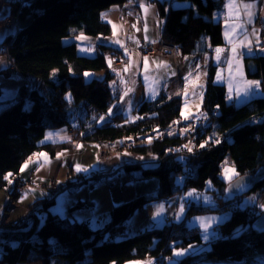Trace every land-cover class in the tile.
<instances>
[{"label": "trees", "instance_id": "1", "mask_svg": "<svg viewBox=\"0 0 264 264\" xmlns=\"http://www.w3.org/2000/svg\"><path fill=\"white\" fill-rule=\"evenodd\" d=\"M126 1L26 0L21 6L18 23L30 19L27 23L22 22L14 34L7 35L0 47L7 48V56L19 76L38 79L47 87L48 93L44 96L33 86L21 85L14 97L0 99V104H4L0 110V190L8 186L4 177L9 173L18 174L32 154L45 152L53 157L60 150L74 146L72 142L40 143L46 130L68 125L72 107L83 102L96 113H101L106 112L116 99L108 85L113 74L105 59L98 55L92 58L79 56L73 43L63 41L78 34L107 36L110 27L101 20L100 13L112 5L122 6ZM186 1L190 2L188 7L178 8H166L165 1H156L158 14L164 18L161 41L174 45L181 54H190L202 37H207L211 46L221 45L222 25L211 19L213 12L221 7L222 0ZM8 4L10 14L14 15L18 1ZM100 48L116 51L107 46ZM254 69L247 70L248 76L261 78L264 86L263 57L257 59ZM102 70L106 71L102 79L84 81V72ZM212 76L210 62L202 98L205 112L202 128L205 131L201 137L214 132L221 137L217 144L211 143L188 158L168 153L170 147L183 141L171 133L172 123L179 118L181 99L164 94L153 100L140 101L135 107L139 116L135 122L128 123L121 113H116L106 122L83 128L82 135L78 136L79 142L120 145L125 138L142 136L144 140L134 144L132 151L156 157L157 164L149 168L131 165L125 170L135 179L156 177V193L139 195L113 206L110 220L96 228H91L86 220H70L48 211L53 200H38L42 201L46 213L42 221L33 220L27 225L13 223L0 229V264H22L29 259L32 250L40 257L41 264H123L148 256L155 258V264H165L173 248L201 244L199 230L188 227L186 222L191 216L208 212L230 213L217 226L220 236L211 242L209 251L185 256L179 264L207 258L239 261L248 252L264 245V233H256L251 228L252 221L260 213H250L247 208L239 207L241 197L222 202L227 182L220 176L226 155H229L237 176L254 174L258 168H264V97L236 106L226 101L224 88L214 84ZM67 93L70 99H67ZM25 100L30 104L28 109L24 108ZM148 132L162 133V137L146 142ZM177 177L183 178L181 184L176 182ZM78 178L80 180L76 183L79 186L99 177L91 172L87 179L83 174ZM208 182L210 191L216 192L213 206L190 202L179 221L169 220L130 236L107 240L109 229L121 225L137 208L187 188L202 191ZM256 190H264V180L256 184ZM18 196L15 185L9 197L16 200ZM77 206L81 203L75 202L70 208ZM239 227L243 229L235 234Z\"/></svg>", "mask_w": 264, "mask_h": 264}, {"label": "crops", "instance_id": "2", "mask_svg": "<svg viewBox=\"0 0 264 264\" xmlns=\"http://www.w3.org/2000/svg\"><path fill=\"white\" fill-rule=\"evenodd\" d=\"M10 1L13 0H1L0 42L7 35L14 34L16 32L14 31L12 24L11 26L6 24V21H9L11 18L8 4ZM156 1H165L167 4L166 8L188 7L184 6L186 5L184 1L180 2L176 0H127L122 6L112 5L100 13L101 20L108 23L110 27V33L107 36H86L84 34H78L74 37H68L63 41L65 44L73 43L75 45L76 53L79 56L90 58L95 57L97 56L96 47L107 46L113 48L116 51H122L127 57L128 64L125 68L128 70L125 71V69H123L120 72L112 73L113 77L108 82L109 88L115 95L116 99L111 103L106 112L97 113L98 117L95 118V122L97 121L96 125L106 122L112 115L116 113H121L128 122H135L137 121L135 117L132 116L130 118V115H132V109H134L140 101L153 100L160 94H164L168 97L175 96L181 99L179 112L180 121L193 123L199 119L205 120V112L202 109V98L205 85L207 83L208 66L210 62L213 66V83L224 88L227 102H231L236 106H240L253 98L264 97V86L261 78H253L247 74V70H255L254 68L259 57L264 58V34L260 35L259 28L255 24L257 20L261 21L264 19V0H234V2L237 4L251 3L255 5V7L251 10L253 12L251 23L247 22L248 17L244 15V10L242 8L237 12H234L233 9L226 8V0H222L221 7L213 12L211 19L213 22H220L222 25L223 42L219 46H211L208 38L202 37L190 54H181L178 50H175L172 53H155L149 55L142 53L139 49L140 46L161 40V33L164 26V18H161L158 14ZM141 5H144L145 7L142 8ZM226 30L228 31L227 39L225 37ZM229 40H231L232 43H229ZM217 48L222 50L219 54V58H217ZM145 58H147V64L145 62ZM161 62H163V64ZM164 64H166L167 67H164ZM5 67V63L0 62V72H2ZM105 73L106 71L104 70L95 71L92 73L89 72L88 76L92 77V79H102ZM217 73L220 74L219 78ZM189 74L191 75L189 76ZM185 77H189V79L185 81ZM23 79V77L16 76L12 78L11 76L5 77L0 74L1 99L14 97L18 88L21 85H24ZM28 80L31 82L29 83L32 84L33 87L37 89L42 88L44 91V96L47 95L48 90L43 87L38 79L33 78V80H31L29 78ZM251 81L258 82L259 86L249 87L248 82ZM245 89H249L247 94H244ZM126 92L128 94L124 95ZM237 92L242 93V95L238 97L236 95ZM230 96L231 99L229 98ZM77 107L81 109L80 111L77 110L78 117L74 119L71 112ZM88 107L89 106L83 102L78 106L73 107L70 111L69 123H72L74 120L80 124V127L90 126L92 122H88L87 120V117H89L90 114L86 115L83 113L84 111H87L86 109ZM110 108L112 109L111 114H109ZM67 128L68 126H64L58 129L46 130L40 143H64L70 140V135L67 132ZM39 153L41 152L32 154L27 160L35 156L40 158L41 156L38 155ZM139 158L144 160L147 158L149 159L147 155L139 153H136L133 157L118 155V153L108 155L106 159L101 158L105 159L102 161L101 168L99 170L95 169L92 172H95L99 179L103 177L113 178L115 176H123L125 178L127 177L125 181H127L129 178L131 180H137L130 172H126L125 167L131 166L133 164L131 163V160H134V162H139ZM120 164L125 165L123 169L121 168L116 170L112 173V175H106L107 171L114 169ZM149 167L150 166H144L142 168ZM236 176L237 175H233L230 180H222L229 183L234 178H236ZM87 178L89 177H86V179ZM125 181L122 182V188L125 187ZM25 182L26 181H21L18 179L15 182V185L18 188L20 183ZM29 185L33 186V184L30 183ZM90 187L92 188L91 182L88 188ZM156 190L145 194H141L140 192L135 191V189L134 191H126V195L122 192L124 199L123 202L131 200L132 198L139 195L155 194ZM0 192H2V190H0ZM90 194L91 193L89 191L86 197L80 196L76 200V202L81 203V206L77 207L88 208L86 210L89 212V214H87L86 218L83 216L84 218L81 220L88 221L89 225H91L93 221L95 227H101V225H104L108 220V214L106 219L102 220L101 222H99L98 218L94 219L90 216L92 213L96 214L95 206L97 204L90 199ZM48 198L50 197H46L41 200H53V203H55L56 199L54 197L50 199ZM180 200V198L176 200V211H179V213L180 207L178 208V205L181 203ZM37 201L38 199L30 203L28 206L34 204ZM87 202H90L89 206L86 205ZM244 202L245 204L241 203L242 207L253 209L254 213L261 214L264 211V191H252L251 193L247 194ZM12 203L13 202L6 196L0 195V216H2L3 223L6 226L12 225L14 223L13 221H9V212L13 208ZM201 203L203 205L202 201ZM214 204L215 199H213V202L208 203L209 206H213ZM116 205H119L117 199H111V201L108 202L106 211L109 213V218L110 209ZM188 205L189 204H187L185 207ZM28 206L24 210V215ZM148 206L150 207V204L146 205V210L149 208ZM81 210L84 209L81 208L79 210H74V208H70L69 206L68 211L65 212L63 214L64 216L61 217H67L70 220H76V217H78L77 212ZM48 211L56 213L60 216L58 212L59 210H57V208L56 210H51L48 208ZM184 213L181 218L184 216ZM229 214V212H208L207 214L194 215L187 219V226L200 230L201 234V244L197 246L191 245V247L187 246L190 252L189 255L195 256L209 251L211 242L220 236L216 230L217 226L227 219ZM210 217L217 218L216 221L212 222L208 227V233H215V237L209 235V239L205 240L203 238L205 233L202 230L198 218H205V220H207V218ZM221 218L224 219L221 220ZM154 219L155 218H152V216L144 214L141 210L136 213L133 212L132 216L129 219L127 218V220L122 223L124 228V236H130L152 226H159L163 224V222L160 224H153ZM163 219L164 218L161 217L159 222L164 221ZM175 219H177V217ZM155 220L157 221V219ZM242 229L243 227H239L234 231V233L237 234ZM180 260L178 263H180Z\"/></svg>", "mask_w": 264, "mask_h": 264}, {"label": "rangeland", "instance_id": "3", "mask_svg": "<svg viewBox=\"0 0 264 264\" xmlns=\"http://www.w3.org/2000/svg\"><path fill=\"white\" fill-rule=\"evenodd\" d=\"M180 2H183V1H180ZM184 3L186 4L184 6L190 5L189 1L184 0ZM10 17H11L10 20L6 21L7 23L6 22L5 23L8 24V26H11L12 24L14 27V31H17V28L20 26V24L27 23V21L30 19L29 17L28 19H25L24 21H21L18 23V19L13 18L12 15ZM159 41L151 43V44H143L142 46H140L139 49L142 53H145V50L143 49L144 46H157ZM5 48H6L5 46L0 47V62L5 63L6 65L5 69L2 72H0V74H2L5 77H9V76H11L12 78L16 76L21 77L17 74L8 56L4 53ZM101 50L103 51L104 49H101ZM104 51L103 53L105 54H108L107 52H109V50H104ZM111 52H116V51H111ZM99 53L100 52L98 48L96 47V54L98 55ZM156 53H163V52H156ZM149 55H152V54H149ZM127 64H128V61H127ZM127 64L117 72H120L123 69H125ZM107 67L109 68L108 65ZM89 72L92 73V71H86L83 73L84 81H89L92 79V77L85 75V73L88 74ZM28 79L27 78L23 79L24 85L27 88L32 86V84H30L31 82ZM30 79L33 80V78L31 77ZM43 87L47 90L46 86L43 85ZM38 90L41 94L44 93L42 88ZM70 97H71L70 94L67 93V99H70ZM1 98L2 96L0 97V99ZM23 105L25 109H28L30 106L27 100L24 101ZM86 105L88 104L86 103ZM88 106L91 107L90 105ZM2 108H4V104H0V110ZM78 108L79 107H77L75 110L71 109L72 110L71 113L74 119L78 117L77 110L80 111L81 109V108L79 109ZM88 108L86 109L87 111H84L83 113H85L86 115L90 114L89 117H87L88 122H92L90 126L96 125L97 121L95 122V118L98 117L97 113L92 107L89 109ZM132 116L135 117L137 120L139 119V116H137V114L135 113V108L132 109V115H130V118ZM126 122L128 121L126 120ZM181 122H184V121H180L179 118L174 120V122L171 125V133L177 132V127L179 126V123ZM186 123H189V122H186ZM67 126H68L67 132L70 135V140L66 142H72L74 146L60 150L53 157L48 156L45 152H41V153L46 154V157L37 158L35 156L27 160L26 162L22 164V166L27 164V167L24 168L23 171H21V167H22L21 166L18 174L10 176L8 178V181H11V183H9V185L7 186L5 190H2V192H0V195L6 196L8 199H10L13 202L12 203L13 208L9 212V221H13L14 224L18 223L19 221L23 219V217L25 216L24 215L25 208L33 201H36V199L41 200L46 197H50V198L54 197L56 199L55 203L50 205L48 208H50L51 210H56L57 208V210H59L58 212L60 216H64L63 214L68 211V207L71 206L74 202H76L78 197L80 196L86 197L87 193L90 191L91 193L90 199L93 202L97 203L95 206L96 214L92 213V215L90 216L93 217L94 219L98 218L99 222H101L102 220L106 219L107 214H108V220L110 219L109 213H107L106 208H107L108 202L111 201V199L113 200L117 199L118 204L124 201L122 192L126 195V191H131V190L134 191L135 189V191L140 192L141 194H145V193H149L157 189L158 179L154 176H151L148 178H141L137 180H131L129 178L127 181H125L127 177L125 178L123 176H115L113 178L103 177L100 179L95 178V179L90 180L92 184V188L91 187L88 188L87 182L86 183L83 182L79 186L74 187V185L76 184L75 182L80 180L78 178L80 174H83L86 177L87 176L89 177L90 173L93 170L95 169L99 170L101 168L102 161H104L108 155L118 153V155L133 157L136 153L132 151L133 150L132 146L128 148L123 147L124 140H121L122 142L120 145H112V146L107 143H103V142H94L95 144L82 142V141L79 142L78 138L80 137L78 136L82 135L81 134L83 132L82 129L86 127H90V126L80 127V124L74 120L72 121V123H68ZM188 130H189L188 131L189 137H185V136L180 137L181 140H183L180 143L182 150L171 151L168 149L167 151L168 153H173V154L182 156L184 158H188L189 156L194 155L200 149L208 147L211 143H213L214 145L217 144L218 140L221 138L220 135H217L214 132L208 133L206 136H203L202 138L201 136L204 132L201 134L199 132L200 129L198 127L194 128V124L192 123H190ZM160 136H162V133L161 135H158L157 132L147 133L145 137L146 138L145 141L149 142L150 140L158 138ZM201 145H204V147H201ZM189 149H191V151H189ZM185 151L187 153H184ZM101 153L105 155L104 157L105 159H101V157L99 156ZM58 154H60L59 157H58ZM146 155L149 157V159L147 158L144 160V159L139 158L138 159L140 160L139 162H134V160H131L132 161L131 163H133L132 165H135L137 163L139 167L155 166L157 164L158 159L152 155H149V154H146ZM36 161H39V164L36 163ZM76 165H79L81 168L87 169V171L77 172L75 170ZM124 166L125 165L120 164L114 169H110L109 171H107L106 175H112L113 172L121 168L123 169ZM225 169H228L229 171L225 173ZM232 169H234V167L232 166L231 159L229 156H226L221 165V174H220L221 178L224 180H228V179H225L226 174L227 176L232 177L233 176V173L231 171ZM18 179L21 181H26L25 182L26 184L27 183L33 184V186H29V188L25 187L24 189H22L19 192V196L14 201L9 197V193L13 189L15 182ZM182 179H183L182 177H177L176 182L178 184H181ZM123 181H125L124 182L125 189L121 187ZM68 185H70L69 188H67ZM18 189L19 188H17V190ZM210 190H211V185L209 182L206 183V188L202 191H197L192 188L180 190L179 192L167 197L166 199L150 201L147 204H145L143 207L137 208L134 212L136 213L141 210L143 211L144 214H148L152 216V218L157 219V221L155 219L153 220L154 221L153 224H160L161 222L164 223V222H168L169 220L178 221L183 218V217L181 218V216L184 213V210L186 208L185 206L189 204L190 201H194L195 203L201 204V205H202L201 203L202 201L203 206H209L208 203L213 202V199L216 198V192L213 193ZM189 193H192V195L189 196L188 195ZM205 197H207L208 200H205ZM246 197H247V194L241 197L240 203H238L240 206H241V203L245 204L244 201ZM178 198L181 199L180 200L181 203L180 205H178V208L180 207V210H181V206H183L182 213L181 211L180 213L179 211H176L177 209L176 200ZM215 202H216V199H215ZM148 204H150V207L148 206L149 208L146 210L145 207ZM34 205L35 204L28 206L27 210H29ZM81 208H83L84 210L77 212L78 217H76L77 218L76 220H81L82 218H84L83 216H85L86 218L87 214H89V212L86 210L88 209L87 207H74V210H79ZM27 210L25 211V214ZM39 213H40V216L38 218L40 219L36 218L33 220L38 219L42 221L46 213L43 211V209L42 211L39 210ZM203 214H207V213H201L198 215H203ZM131 216L132 214L128 217V219ZM161 217L164 218L163 219L164 221L159 222ZM176 217L177 219H175ZM18 225H21V224H18ZM4 226L7 227L6 225ZM90 226L91 228H96L93 221ZM216 230L219 234V229L217 228ZM194 246H197V245H194ZM185 249L187 251L185 252L184 255L182 256L173 255L175 251H180V250H185ZM189 254L190 252L188 250V247L173 248L171 255L166 258L165 264H179L178 263L179 260ZM149 261L151 262V264H155L156 262L154 257L148 256L142 260H129V261L124 262L123 264H147V262ZM22 264H41L40 257L38 256L35 250H32L29 259ZM185 264H264V245H260L256 249L248 252L239 261L230 260L228 258H224V259L207 258V259L197 260L193 263H185Z\"/></svg>", "mask_w": 264, "mask_h": 264}, {"label": "built area", "instance_id": "4", "mask_svg": "<svg viewBox=\"0 0 264 264\" xmlns=\"http://www.w3.org/2000/svg\"><path fill=\"white\" fill-rule=\"evenodd\" d=\"M26 2V0H18V8L15 12L13 16V18L17 19V16H18V12H19V9L21 8V6ZM255 24L258 26L259 28V31H260V35H263L264 34V19H262L261 21H256ZM98 50H99V54L98 56H102L105 61L107 62L109 68L108 70L112 73H115L117 71H119L121 68H123L126 64H127V57L126 55L122 52V51H116V52H107L108 54H105L103 53V51L101 50V48L97 47ZM143 49L145 50V53L146 54H154L156 52H163V53H172L175 51V46L172 45V44H168V43H165L163 41H159V43L157 44V46H144ZM4 53L7 55V48L4 49ZM106 52V51H104ZM103 53V54H102ZM109 61H111V65L109 64ZM257 119V117H256ZM203 122L204 120L202 119H199L197 121H194L192 124H194V128L198 127L200 130L199 132L202 134L205 130L202 128V125H203ZM190 126V123H184V122H181L179 123V126L177 127V132L175 133L176 135H178L179 137H189V128ZM149 133V132H148ZM151 133V132H150ZM161 135V134H160ZM162 136H160L161 138ZM143 139L142 136L140 135H134L130 138H125L123 139L124 142H123V147L125 148H128V147H131L133 146L134 144L140 142L141 140ZM144 140V139H143ZM169 150L171 151H178V150H182V147L180 146V144H177V145H174L172 147L169 148ZM103 152V151H102ZM184 153H187L186 151ZM171 155H175L173 153H170ZM101 158H104L105 155L104 154H100L99 155ZM87 184L89 185L90 182L89 181H86ZM29 184L27 183H21L19 185V189L18 191L20 192L22 189H24L25 187L26 188H29ZM78 184L76 183L74 185V187H77ZM264 191V190H263ZM87 206L90 205L89 202L86 203ZM39 210L42 211V204L41 202H37L33 207H31L29 210H27L25 216L23 217V219L21 221H19L18 223L16 224H29L31 221H33V219H36L40 216V213H39ZM250 212V210H249ZM5 226H4V223H3V220H2V216H0V229H4ZM122 236H124V228H123V225H114L113 227H111L109 229V231L107 232V240H116V239H119L121 238Z\"/></svg>", "mask_w": 264, "mask_h": 264}, {"label": "snow or ice", "instance_id": "5", "mask_svg": "<svg viewBox=\"0 0 264 264\" xmlns=\"http://www.w3.org/2000/svg\"><path fill=\"white\" fill-rule=\"evenodd\" d=\"M141 7L143 8V7H145V6H144V5H141ZM225 7H226V8L233 9L234 12H237L239 9L242 8V9L244 10V15L248 17L247 22H248V23H251V17H252V15H253V12H252L251 10L255 7L254 4H251V3H247V4H237V3L234 2V0H226ZM114 27H115V26H114ZM233 30H235V29H233ZM225 37H226V39H227V37H228V31H227V30L225 31ZM117 43H118V41H117ZM229 43H232V41L229 40ZM233 50H235V49H233ZM221 51H222V50H221L220 48H217V49H216V52H217V58H219V54L221 53ZM145 62H146V64H147V58H145ZM161 63L163 64V62H161ZM109 64L111 65V61H109ZM163 66H164V67H167L166 64H164ZM127 70H128V69L125 68V71H127ZM85 75L87 76V75H89V74L85 73ZM173 75H174V73H173ZM190 75H191V74H189V76H190ZM219 75H220V74L217 73L218 78H219ZM184 79H185V81H187V80L189 79V77H185ZM248 84H249V87H258V86H259V85H258V82H255V81L248 82ZM129 91H131V90H129ZM248 91H249V89H245V90H244V94H247ZM127 94H128V93L126 92L124 95H127ZM236 95L239 97L240 95H242V93L237 92ZM229 98L231 99V96H230ZM121 99H123V98H121ZM111 112H112V109L110 108V109H109V114H111ZM101 119H103V118H101ZM186 119H187V117H186ZM46 139H47V137H46ZM201 147H204V145H201ZM189 151H191V149H189ZM38 155L41 156V157H46V154H44V153H39ZM59 155H60V154H58V157H59ZM49 162H50V161H49ZM36 163L39 164V161H36ZM26 167H27V164L23 165V166L21 167V171H23L24 168H26ZM75 170H76L77 172H80V171H87V169L81 168L79 165H76ZM228 171H229L228 169H225V173H227ZM231 171H232L233 175H237V174L235 173V170H234V169H232ZM11 175H12V174L9 173L8 175H6V176L4 177V179H5V180H8V177L11 176ZM225 179L230 180L231 177L227 176V174H226V175H225ZM9 183H11V181H9ZM237 187H241V186L238 185ZM188 195L191 196L192 193H189ZM205 200H208V198L205 197ZM180 211H181V213L183 212V206H181V210H180ZM198 219H199V222H200V224H201L202 230H203V232L205 233V235H204L203 238H204L205 240H208V239H209V235L215 237V233H211V234L208 233V227L210 226V224H211L212 222H215L217 218H215V217H210V218H207V220H205V218H198ZM223 219H224V218H221V220H223ZM237 234H238V233H237ZM189 247H191V245H190ZM186 251H187L186 249H185V250H180V251H175V252L173 253V255H174V256H182V255L185 254ZM147 264H151V262L149 261V262H147Z\"/></svg>", "mask_w": 264, "mask_h": 264}, {"label": "water", "instance_id": "6", "mask_svg": "<svg viewBox=\"0 0 264 264\" xmlns=\"http://www.w3.org/2000/svg\"><path fill=\"white\" fill-rule=\"evenodd\" d=\"M217 1V0H212ZM1 9V0H0ZM264 180V168H258L254 174H243L234 178L226 184L224 194L221 197L222 202L233 201L237 197H242L254 191L256 184ZM240 185L241 187H237ZM251 228L256 233H264V211L251 223Z\"/></svg>", "mask_w": 264, "mask_h": 264}, {"label": "bare ground", "instance_id": "7", "mask_svg": "<svg viewBox=\"0 0 264 264\" xmlns=\"http://www.w3.org/2000/svg\"><path fill=\"white\" fill-rule=\"evenodd\" d=\"M77 184H78V183H77ZM253 212H254V210H253V209H251V210H250V213H253Z\"/></svg>", "mask_w": 264, "mask_h": 264}]
</instances>
